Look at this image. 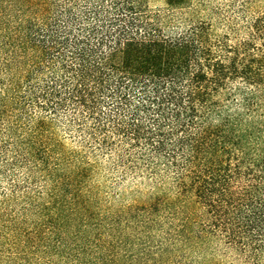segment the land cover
I'll use <instances>...</instances> for the list:
<instances>
[{
	"label": "trees",
	"instance_id": "16d2710c",
	"mask_svg": "<svg viewBox=\"0 0 264 264\" xmlns=\"http://www.w3.org/2000/svg\"><path fill=\"white\" fill-rule=\"evenodd\" d=\"M259 3L0 0V264H264Z\"/></svg>",
	"mask_w": 264,
	"mask_h": 264
},
{
	"label": "rangeland",
	"instance_id": "374dc122",
	"mask_svg": "<svg viewBox=\"0 0 264 264\" xmlns=\"http://www.w3.org/2000/svg\"><path fill=\"white\" fill-rule=\"evenodd\" d=\"M165 2L166 0H150V3L153 7H163L165 5ZM258 2H260L259 4L261 5V7L263 8V11H264V0H258ZM106 177H108V175H105ZM105 176H101L99 177L100 180H103L105 178ZM134 184H138L137 182L136 183H132V184H129L128 186H123V187H120V188H112L110 190L111 193H121V192H125L124 190H131L134 186ZM139 186L141 187V190L143 192V196L139 198V202H143V201H146L147 200V194H149L151 192V188H150V185H148L147 183L143 182V183H140Z\"/></svg>",
	"mask_w": 264,
	"mask_h": 264
}]
</instances>
